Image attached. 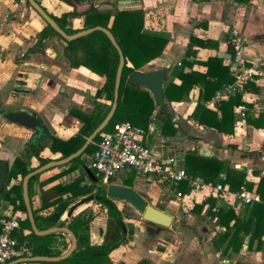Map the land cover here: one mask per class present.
<instances>
[{
	"label": "crops",
	"instance_id": "crops-1",
	"mask_svg": "<svg viewBox=\"0 0 264 264\" xmlns=\"http://www.w3.org/2000/svg\"><path fill=\"white\" fill-rule=\"evenodd\" d=\"M39 1L56 16L74 8L83 12L90 7L88 2L78 4L64 0ZM26 3L25 0H0V160L7 161L9 169L15 159L25 153L34 132L17 123L8 122L1 115L3 110L35 114L49 130L48 135L69 139L78 134L83 126L81 119L72 114V110L91 113L96 101L110 103L105 96L99 98L96 95L106 77L83 65L71 67L65 57L63 39L61 41L59 36L54 35L43 39L41 45H36L38 34L46 26V22L34 9H28ZM94 3L100 10L115 7L141 8L145 11L146 30L168 39L163 53L139 69L147 71L167 68L164 90L171 82L181 84L179 72L182 68L184 72H206L207 66L203 62L212 56L221 57L223 64L232 71L227 52L228 41L231 39L247 59L261 60L260 73L255 76V83L261 90L258 93L248 91L243 100L251 105L247 111L253 112L254 116L264 114V0H95ZM7 13L9 17H6ZM83 26L84 17L69 16V28L82 29ZM192 35L216 40L219 45L217 48L196 47L197 55L186 57ZM32 47L35 50L30 51ZM185 58L188 62L184 64ZM200 94V86L194 85L185 101L170 102L165 97L169 115L177 128L176 133L171 135L162 132L166 108L157 104L149 128V140L155 148L163 154L176 153L184 156L188 151L198 150L202 155L216 156L226 160L234 168L246 170L248 179L251 178L253 169L264 172V128L254 127L245 118L238 121L235 134L228 135L199 124L192 114ZM152 95L154 96L153 92ZM203 103L215 111H218L220 105L213 104L212 98ZM42 153L52 159L61 158V153H53L49 147H45ZM83 158L87 162L90 155L84 154ZM38 164V160L33 157L30 167ZM68 167L69 165L55 167L39 175L31 194L33 208L42 205V189L57 183L71 182L80 176L79 169L62 174ZM55 174L62 175L43 188L40 186V182ZM222 174L225 175L223 172L220 176ZM220 176L217 183L221 180ZM196 178L206 187L183 195L188 207L170 210L174 216L173 224L163 227L148 222L143 234L137 232L133 239L113 250L112 264H140L143 260L152 264H264V247L259 251H249L245 244L240 252L226 253L216 248L214 238L224 228H219L205 209L197 213L191 210L192 207L211 196L216 198V206L233 207L238 214L244 213L245 206L231 195H215L213 187L216 184L207 183L201 177ZM19 179L21 177L13 179L8 189ZM87 179L92 181L85 176V183H89ZM123 179L124 177H119L118 184L133 187L137 191L144 190L145 185L155 182L136 176L135 182L127 185L123 183ZM136 179H140V183ZM177 185L173 188L174 196L182 200V197H177ZM91 203L81 207L77 213ZM0 208L6 213L17 215L19 219L27 217L26 212L13 210L7 202H1ZM43 213H49V210ZM203 215L204 220L200 219ZM98 217L90 225L91 242L96 245L103 242L102 231L106 229V224L98 225ZM101 218L106 223L107 216ZM247 240L248 238L245 242ZM61 250L64 252L66 249ZM27 263L31 262L20 264Z\"/></svg>",
	"mask_w": 264,
	"mask_h": 264
},
{
	"label": "trees",
	"instance_id": "trees-1",
	"mask_svg": "<svg viewBox=\"0 0 264 264\" xmlns=\"http://www.w3.org/2000/svg\"><path fill=\"white\" fill-rule=\"evenodd\" d=\"M25 1L30 5L28 0ZM71 1L78 4L88 2L90 3V7L83 12L74 8L69 12L63 13L61 16H56L44 8L70 34L81 29L68 27L69 16L84 17L82 29L97 25L109 28L115 35L126 57L119 90L118 107L112 120L103 131H110L115 123L121 121H130L135 126L149 130L153 112L157 107L156 99L149 88L138 86L131 80L130 75L160 56L165 49L168 39L160 34L149 33L146 30L145 11L141 8L115 7L114 9L100 10L94 3L95 0ZM39 3L41 4L40 1ZM54 35L63 39L53 27L46 23V26L38 34L36 45H41L43 39ZM63 41L65 42V57L71 67L76 68L83 65L93 72L106 77L105 83L98 89L96 95L99 98L105 96V99L110 101V103L96 101L95 108L91 113L72 110V114L81 119L83 126L80 128L78 134L69 139H62L55 135H45L38 142L31 141L27 144L25 153L18 156L9 169L6 186L0 193V205L3 201L7 202L8 205L12 206L13 210L27 211L23 197V178L30 171L52 160V158L43 155L44 148L49 147L53 153H61V158L80 149L87 137L108 114L114 100L119 53L106 33L97 30L75 40L67 41L63 39ZM218 45L219 43L216 40L201 39L192 35L188 44L186 57L197 55L196 47L217 48ZM33 48L30 51L35 50ZM227 52L231 55H235L236 53V45L231 39L228 41ZM187 62V58H185L183 63ZM203 64L207 66L206 72H184L182 68L179 72V76L182 79L181 84L178 85L171 82L167 85L164 90L165 97L170 102L185 101L189 98L193 86L199 85L201 94L192 114L193 117L199 124L214 128L218 132L228 135L235 134L238 121L241 119L237 107L242 103H246L243 100L242 93H238L227 101H223L219 105L218 111L206 107L203 103L211 99L223 85L232 82L235 76L230 67L223 64V59L219 56L209 57ZM247 90L258 93L261 89L255 81H252L247 86ZM248 107H251V105L248 104ZM247 112L246 121L249 124L256 128H264L263 113H260L256 117L253 112ZM165 116L166 121L162 132L165 135L175 134L177 128L167 108L165 109ZM38 120L42 124L39 118ZM46 131L47 133L49 132L47 128ZM100 139L101 133L98 134L83 155L92 154L96 150ZM83 155L74 158L69 167L62 172V174H65L79 169L81 171L80 176L71 182L57 183L47 189H42V205L39 208H33L36 223L40 229L58 225L62 215L76 199L88 194H94L93 192L98 184L105 182L94 169L87 166ZM33 157L38 160L39 164L30 167ZM185 164L187 172L191 177H201L207 183L216 184L220 174L224 172L225 177L221 181L228 190L238 191L244 187L246 190L256 192L259 195L260 200L247 205L244 208V213L238 214L230 206H216V198L213 196L206 197L200 202L195 203L191 210L201 213L205 209L206 213L215 221V224L219 228H224L223 231L219 230L214 238V245L217 249L222 250L223 253L228 251L240 252L245 244H247V250L249 251L261 250L264 247V172L259 169H253L252 176L248 179L246 170L234 168L226 160L219 159L216 156L202 155L198 150L186 153ZM88 168L92 169L98 177V181L92 180L90 183H85V176H88L86 171ZM62 174H55L43 180L40 182V186L43 188L45 185L58 179ZM39 175H35L30 179V197L33 184L37 181ZM19 177L21 179L8 189L7 186L11 181ZM112 181L113 179L106 183H111ZM99 190L101 192L95 194V196H98L96 203L99 204V208L92 209L89 205L73 216L67 223L77 236L78 246L76 250L68 258L58 262L43 261L27 264H112L111 253L127 241V226L115 201L107 198L106 189L101 188ZM176 191L177 193L181 192L185 196L191 194L192 188L188 181H182L178 183ZM46 210H49V213H43ZM102 211L107 212L108 218L106 229L102 231L103 242L96 245L91 242L90 225ZM19 222L20 230L17 234L19 243L26 244L33 256H51L63 252L54 245L56 238L64 236L63 233H52L41 236L33 232L28 216L25 219H19ZM26 230L30 232L25 233ZM246 238H248L247 242H245ZM67 248L68 244L65 246V249ZM140 264L152 263L143 260Z\"/></svg>",
	"mask_w": 264,
	"mask_h": 264
},
{
	"label": "built area",
	"instance_id": "built-area-1",
	"mask_svg": "<svg viewBox=\"0 0 264 264\" xmlns=\"http://www.w3.org/2000/svg\"><path fill=\"white\" fill-rule=\"evenodd\" d=\"M9 17V14H6ZM2 24L0 23V30ZM1 55V53H0ZM232 72L235 79L226 83L216 91L212 97L213 104H221L224 100L242 93L247 94V86L255 81V76L260 73V58L247 59L237 47L235 55L228 54ZM237 110L241 120L247 116L246 103L238 105ZM150 129L133 125L130 121H121L114 124L110 131H103L97 143L96 150L91 154L89 167L101 174L105 182L119 175L135 174L138 177L157 180L170 186L182 181H188L192 191L206 187L195 177H191L185 165L183 154L159 152L149 140ZM225 175H221L223 179ZM215 195H231L246 207L260 197L256 192H250L244 187L238 191H230L220 180L213 187ZM178 197H183L181 192ZM20 222L17 215L4 212L0 208V264H6L12 259L33 256L26 244H20L18 232Z\"/></svg>",
	"mask_w": 264,
	"mask_h": 264
},
{
	"label": "water",
	"instance_id": "water-1",
	"mask_svg": "<svg viewBox=\"0 0 264 264\" xmlns=\"http://www.w3.org/2000/svg\"><path fill=\"white\" fill-rule=\"evenodd\" d=\"M71 1V0H64ZM31 7L49 24L53 29L61 35V37L67 41L75 40L82 36H86L94 31L100 30L106 33V35L111 40L112 44L116 47L119 53V65L116 74V82L114 89V100L111 106L110 111L105 116L103 121L94 129V131L87 137L83 146L77 151L71 153L70 155L60 158V159H52L44 165L36 168L35 170L30 171L23 178V197L25 201V205L27 208V216L30 220L32 230L37 235H47L52 233H63L70 237V244L68 248L57 255H35L29 257H22L13 261H10L7 264H20L26 262H58L68 258L77 248L78 239L76 234L69 228L67 225L68 221L77 214V211L85 206L86 204L97 201L98 196L95 194L83 197L80 200L75 201L70 205L68 210L64 213L66 214V219L62 221V223L52 226L46 229H40L36 223L34 210L32 206V201L29 192V184L30 179L38 174H41L49 169L66 166L69 165L72 160L86 151L89 145L94 141V139L98 136V134L102 133L103 130L108 126L110 121L112 120L119 103V90L122 79L123 68L126 64V57L124 52L119 45L115 35L113 32L104 26L97 25L85 29H81L74 33H67L58 23L57 21L50 15L48 11L44 8L42 4L39 3L38 0H28ZM167 74V68H158L154 70H137L130 75L131 80L136 83L138 86L149 88L156 99V102L159 106L163 108H167L164 94V82ZM1 115L11 123H17L21 126H24L34 132L32 142H37V140L45 135H48L46 128L44 125L40 123L38 117L35 114H30L25 111H15V110H3ZM209 154V151H207ZM9 171V164L5 160H0V193L4 189L7 183ZM88 177L93 181H98V177L92 171V169L88 168L87 170ZM106 196L109 199H120L129 202L133 205L140 213H142L143 219L147 222L157 224L163 227H170L173 224L174 216L170 210L163 209L161 207L154 206L148 202V200L142 196L136 189L110 183L107 185Z\"/></svg>",
	"mask_w": 264,
	"mask_h": 264
},
{
	"label": "rangeland",
	"instance_id": "rangeland-1",
	"mask_svg": "<svg viewBox=\"0 0 264 264\" xmlns=\"http://www.w3.org/2000/svg\"><path fill=\"white\" fill-rule=\"evenodd\" d=\"M26 7L28 9L32 8L27 3H26ZM59 39L61 40V38H59ZM88 155H90V158H87V162H86L87 165L90 163V160H91V154H88ZM98 175L101 179L103 178V176L101 174L98 173ZM119 177H124V179H123L124 184L132 185L135 182L134 179L136 176L133 173H130L128 175H119L118 177H115V180L112 181L111 183H114V184L120 183ZM139 180L140 179H136V182L140 183ZM87 181L89 183L91 182V181H89V179H87ZM145 181L146 180H144V182ZM154 181L155 182L150 184V185H145L144 190L140 189L138 191L142 196H144L148 200V202L150 204L157 206V207L162 206L164 209H169L171 211H173V210L175 211L176 208L184 209V207H188V204H187L188 202H187V200H184L183 197H182L183 198L182 200H178L177 198H175V196H174L175 190L173 188H175L176 185L170 186L169 184L159 183L157 180H154ZM108 184H110V183H106V182L101 183L100 182V184H98V186L95 188V191L93 193L97 194V193L101 192V190H99L101 188L107 189ZM124 186H126V185H124ZM166 186L170 187V189L167 188ZM7 188H8V186H7ZM77 200H80V199H77ZM113 201H115V203L117 204L118 209L120 210L122 217H123V220L127 226L126 227L127 241L130 239H133L137 232L140 234H143L144 233V226L148 222L143 219L142 213H140L133 205H131L127 201L120 200V199H113ZM90 206L92 209L99 208V204L96 203V201H93L90 204ZM105 216H107V218H108L107 212L102 211V213L98 217L99 218V220H98L99 226L106 224L104 219L101 218V217L105 218ZM64 219H66V214L62 215V217L59 221V224L62 223V221ZM200 219L204 220L205 219L204 215L202 217H200ZM67 240L70 241V237L68 235L64 234V236H58L54 242V245L56 247H58L59 249L64 250L67 243L69 244V242Z\"/></svg>",
	"mask_w": 264,
	"mask_h": 264
}]
</instances>
